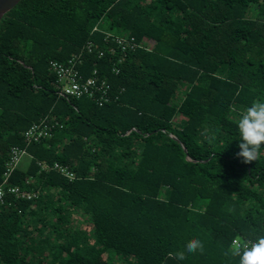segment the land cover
Listing matches in <instances>:
<instances>
[{
  "label": "trees",
  "instance_id": "1",
  "mask_svg": "<svg viewBox=\"0 0 264 264\" xmlns=\"http://www.w3.org/2000/svg\"><path fill=\"white\" fill-rule=\"evenodd\" d=\"M108 34L147 47L117 75ZM87 42L80 72L97 69L118 96L100 107L57 96L49 71ZM253 102L264 0H20L0 20V182L10 148L25 149L9 182L38 198L0 205V264H238L232 240L264 235V145L253 161L237 155ZM46 116L52 137L26 144ZM193 240L203 252H184Z\"/></svg>",
  "mask_w": 264,
  "mask_h": 264
},
{
  "label": "built area",
  "instance_id": "2",
  "mask_svg": "<svg viewBox=\"0 0 264 264\" xmlns=\"http://www.w3.org/2000/svg\"><path fill=\"white\" fill-rule=\"evenodd\" d=\"M107 36L106 42L110 45L109 54L112 56L113 61L111 72L115 75L119 73V65L124 61L128 52H132L139 47L147 48L144 45V41L143 43H139L132 36H112L111 34ZM94 51L95 44L87 42L65 61L51 60L49 62V71L54 76V90L57 96L66 100L85 97L99 107L110 104L117 99L116 92L112 89L107 79L99 74L97 69H93L88 76L83 74L85 73L83 64L84 55L93 53ZM103 55L104 51L99 50L98 57H103ZM80 67H83V73L80 72ZM58 126L59 123L53 117L46 116L26 128L22 132V137L26 144L37 143L51 138L53 131ZM25 153V149L17 146H12L9 150L8 161L0 182V205L4 204L6 197L10 195L17 199L28 201H35L38 198L36 191L27 190L9 182L11 173L17 168L21 156ZM37 165L41 172L53 170L69 180H73L75 177V174L68 166L58 163L49 164L43 161L37 162ZM235 239L232 240V243Z\"/></svg>",
  "mask_w": 264,
  "mask_h": 264
},
{
  "label": "clouds",
  "instance_id": "3",
  "mask_svg": "<svg viewBox=\"0 0 264 264\" xmlns=\"http://www.w3.org/2000/svg\"><path fill=\"white\" fill-rule=\"evenodd\" d=\"M237 129L240 149L237 155L245 163L255 160L257 152L264 145V102H253L240 115ZM197 250L203 252V244L199 240H193L186 245L184 252L193 254ZM230 251L232 256L239 258L238 264H264V235H259L254 241L237 237ZM175 258L180 264L186 260L184 254H177Z\"/></svg>",
  "mask_w": 264,
  "mask_h": 264
},
{
  "label": "water",
  "instance_id": "4",
  "mask_svg": "<svg viewBox=\"0 0 264 264\" xmlns=\"http://www.w3.org/2000/svg\"><path fill=\"white\" fill-rule=\"evenodd\" d=\"M20 0H0V20L5 13L11 10Z\"/></svg>",
  "mask_w": 264,
  "mask_h": 264
},
{
  "label": "rangeland",
  "instance_id": "5",
  "mask_svg": "<svg viewBox=\"0 0 264 264\" xmlns=\"http://www.w3.org/2000/svg\"><path fill=\"white\" fill-rule=\"evenodd\" d=\"M29 160H30L29 155L25 153L24 155L21 156V158L17 164V167L25 169L29 163ZM113 258H114V261L116 262L114 255H113Z\"/></svg>",
  "mask_w": 264,
  "mask_h": 264
}]
</instances>
